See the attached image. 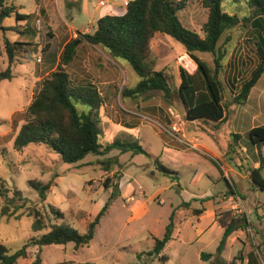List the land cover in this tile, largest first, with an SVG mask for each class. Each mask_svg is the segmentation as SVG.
Here are the masks:
<instances>
[{
	"label": "rangeland",
	"instance_id": "rangeland-1",
	"mask_svg": "<svg viewBox=\"0 0 264 264\" xmlns=\"http://www.w3.org/2000/svg\"><path fill=\"white\" fill-rule=\"evenodd\" d=\"M67 1L69 0H10L17 12L19 9L20 14L30 15V20L26 24L19 23V26L14 18L2 23L4 28L14 30L6 32L10 42L17 41L32 46H25L23 49L26 52L15 54L10 67V78L0 80V212L6 198H13L15 190L20 192V198H13L16 201L10 209L12 211L14 206L21 207L17 219H0V244L15 252L28 240L46 233L49 224L64 223L79 234H85L87 226L110 196L111 189L105 190L103 187L108 178L111 186L120 182L121 194L111 202L88 247L76 249L74 244H67L41 249L29 248L27 258L19 260L18 264H31L38 253L42 264H161L159 256L151 255V251L154 239H162L173 212V240L162 252L168 258L164 264H210L203 261L201 255L216 254L222 231L220 228L208 229L207 219L197 223L192 218L194 214L190 208L191 201L188 202L189 206H185L190 194L197 193L189 182L192 172L177 167L171 157L163 154V158H159V164L178 176V183H172L170 178L156 170L158 159L154 157L161 156L169 137L180 144L191 146L194 145L187 143L185 135L187 139L196 137L202 139V143L210 141L209 145L218 149L216 145H226L227 142L233 144V136L239 135V146L234 144V151L229 150L228 158L233 159L231 166L236 172L242 166L241 172L245 174L252 167L257 154H254L255 148L249 143L248 134L251 128L264 126V74L251 90L244 105L233 104L229 84L233 79H238L237 85L240 86L257 63L252 42L248 41L251 39L250 33L235 28L230 33V42L224 43L225 36L219 42V46L226 51L218 76L224 86L225 120L221 124L205 121L188 123L180 112L181 104L175 101V106L169 108L161 92H150L137 99L124 98V90L134 88L140 81L139 77L126 62L111 58L100 47L90 46L82 39L83 34L94 31V8L98 2H105V6L100 7V12H103L116 0H86L89 3V13L78 12L79 4H74L71 8ZM118 1L122 3L123 0ZM41 2L45 4L44 9L38 8ZM178 16L188 30L203 36L202 26L206 22L207 11L202 8L200 0H188L186 8ZM69 41H76L78 48L84 47L78 50V59L64 70L74 84H90L104 97L105 106L100 111L98 124L100 144L105 146L115 140L137 141L149 157L112 151L103 156H88L77 164H66L46 146L30 145L22 152L14 151L13 141L23 124L22 114L31 103L41 80L55 70L63 47ZM0 42V73H4L8 68V60L3 49L1 30ZM47 44L48 50L42 54L41 49ZM32 50L36 52L33 53ZM151 51L155 70H162L169 76L175 92L180 84L179 70L184 69L189 74L196 70V65L185 54L183 47L166 35L154 36ZM48 55L52 56L50 60ZM197 56L214 69L213 55ZM170 110L184 122L179 134L174 135L171 131L173 118L169 114ZM212 134L215 141L210 137ZM243 147L248 153L244 154L245 158L240 156L246 159L241 162V158L235 153H239L238 148ZM259 154L264 158V148H260ZM110 159L117 164L112 165L105 173L101 163ZM261 175L264 178V170ZM31 180L51 183L45 202H41L29 188L28 182ZM232 181L245 203L235 196L229 198L226 193L218 198L213 196L215 206L225 203L222 204L224 209L218 208L215 212L230 210L235 214L244 213L250 228L247 232L238 231L228 239L221 258L230 262L235 257H245L251 250L258 249L260 262L264 264V193L256 194L260 203L255 204L245 189L248 183L234 176ZM178 184L187 190L181 192ZM200 191L219 195L226 188L223 182L213 187L204 178ZM158 192L159 198L152 199ZM202 205L200 203L196 207L201 208ZM49 206L58 209L63 214V219L56 220L50 216L49 223L44 220L46 228L43 231L33 232V219L28 215L34 210L43 215L49 214Z\"/></svg>",
	"mask_w": 264,
	"mask_h": 264
},
{
	"label": "trees",
	"instance_id": "trees-1",
	"mask_svg": "<svg viewBox=\"0 0 264 264\" xmlns=\"http://www.w3.org/2000/svg\"><path fill=\"white\" fill-rule=\"evenodd\" d=\"M188 0H132L128 1L125 13L120 16H105L100 18L91 34H83L82 39L90 46L100 47L113 59H121L126 62L140 81L132 89H125L123 97L137 99L150 92L158 91L163 94L165 103L169 108L175 106V101L181 104L180 112L185 122L198 121L221 124L225 120L224 86L219 80V72L222 70V61L226 51L219 46L220 40L225 36V42L232 40V30H247L251 35L256 65L249 77L237 85L238 79H233L230 84L232 102L244 105L251 90L260 81L264 74V0H200L201 6L207 11V19L202 26L201 37L194 31L188 30L179 19L178 14L187 6ZM14 18L15 23H28L30 15L17 12L10 0H0V30L3 35V49L7 56L8 68L0 73V80L10 78V67L15 54L26 52L23 47L32 46L20 42H10L6 32L14 31L13 28H4V20ZM28 31V29H26ZM25 33V31H24ZM19 34V32H18ZM166 35L179 43L185 54L194 62L196 70L189 74L180 69V84L175 92L171 86L169 76L164 71L155 70L152 59L151 42L155 35ZM48 44L41 49V53L47 52ZM33 53L36 50H32ZM1 42H0V55ZM197 54H211L214 56V69L208 63L200 59ZM76 56V41H69L63 47L59 62L54 71L47 78L41 80L37 91L34 93L31 103L22 114L23 124L19 128L14 141V151L22 152L30 145L46 146L57 154L66 164H77L88 156H103L112 151L120 154L129 153L132 156L149 154L137 141L115 140L105 146L100 144L99 115L105 106L104 97L92 85H76L64 70L70 65ZM234 92V93H233ZM249 143L258 151L264 145V126L255 127L248 134ZM241 138L234 135L232 145L239 146ZM234 151V149H233ZM237 154V153H236ZM237 156H239L237 154ZM156 170L177 182L178 176L170 169L159 164L156 157ZM239 158H241L239 156ZM242 159V158H241ZM240 161L244 162L246 159ZM115 160L101 163L102 170L106 173ZM216 165V164H215ZM218 167V166H217ZM219 168V167H218ZM242 166H239V169ZM240 169V171H242ZM264 170V159L261 158L258 168L249 167L247 176L253 190L264 193V178L261 175ZM118 178V176H117ZM110 179L103 184L105 190L111 189L110 196L101 211L87 226L85 234H79L69 225L49 224V229L43 235L32 238L24 243L21 249L13 252L0 244V264H18L19 260L27 258L29 248L41 249L51 246H66L74 244L75 248L88 247L93 240L96 228L102 217L107 212L110 204L120 196L119 184L109 185ZM41 202L46 201L51 183L46 184L31 180L28 182ZM227 196H239L234 186L226 182ZM177 187H180L179 184ZM20 198V192L15 190L13 198ZM6 198L5 205L0 212L3 217L17 219L21 207H10L16 200ZM242 198V197H241ZM214 197L199 201L204 204L214 201ZM243 199V198H242ZM186 203L185 206H189ZM49 214H41L34 210L29 217L33 222V232H41L46 226L44 220L51 221L50 216L56 220H62L63 214L52 206H49ZM205 209L194 210V216H200ZM215 222L223 230L222 238L216 249V254H202L201 259L210 264H261L258 257L259 250L253 249L245 257L238 256L230 262L221 258L228 239L236 232H247L250 223L244 213L235 214L233 211L215 212ZM174 213L169 217L168 225L162 239H154L151 255L159 256L161 264L168 261L167 256L162 255L165 246L173 240ZM31 264H42L38 253ZM57 264H73L69 262ZM92 264V263H84Z\"/></svg>",
	"mask_w": 264,
	"mask_h": 264
},
{
	"label": "crops",
	"instance_id": "crops-1",
	"mask_svg": "<svg viewBox=\"0 0 264 264\" xmlns=\"http://www.w3.org/2000/svg\"><path fill=\"white\" fill-rule=\"evenodd\" d=\"M128 1H132V0H123L122 3L118 0H116V2H113L112 5L107 7L103 12H100V7L105 6V2L99 1L98 4L96 5V7L94 8V12L96 14L95 15L96 16L95 24L100 18L105 17V16L123 15L125 13V7H126V4ZM67 3H68V6H70L71 8L74 7V4L78 3L79 4V7L77 9L78 12L80 11V12H84V13H89V3L86 0H69V1H67ZM101 3H103V4H101ZM44 5L45 4L43 2H41L38 5L39 6L38 8L41 9L43 7L42 9H44L45 8ZM18 12L20 13L19 9H18ZM83 47L84 46L78 48V46L76 45V56L72 60V62L70 63V66L74 62V60L78 59V52H79L78 50L83 48ZM48 58L50 60L52 58V56L48 55ZM251 129H253V128H251ZM213 136H214V134L210 135V137H212L213 141H215L216 138H213ZM184 138L187 141V143L188 142L192 143L194 146H191L190 144H185V145L180 144V143L174 141L171 137H169L168 138L169 141H166V146L164 147L163 153L161 154V156L159 158L162 159L163 154H166V156L171 157L172 162L174 164H176L177 167L182 168L184 170H187L188 172H190V171L192 172L191 179L189 182H190V184H192L194 189H196L197 193L190 194V197H189L188 201H186V203H188L192 200H202L205 198H211L213 196L218 198V196L225 194L227 192L226 182L230 183L232 186L234 185V183L232 181V176L238 178L240 181L247 182L248 186L245 189H246L248 195H250L252 197L253 203H255V204L260 203V200L256 197V194H259V192L253 190L251 182H250L247 174L239 171L238 169L236 172V170H234L232 168L231 163L233 162V159L228 158L229 147L231 146V144L229 142H227L226 145H224V144L219 145V146L216 145V147H218V149H216V148L213 149L209 145L210 141H208L207 143H205V142L202 143V139L196 138V137H190V139H187L188 137H186V135ZM233 139H234V136L232 138V141H233ZM263 148H264V145L262 146V149ZM238 149H240V152L237 154L239 156H242L243 158H245L244 154L248 153V150H246L245 147L238 148ZM255 152L257 154V157L255 155L256 159H254V161H253L252 168H258L260 166V160H261V158H263L259 154L260 151H258V149L255 148L254 154H255ZM237 154L235 153L236 156H237ZM236 156H235V160H237ZM154 158H156V157H154ZM235 162H234V164H235ZM237 166L238 165L236 164L235 167L237 168ZM122 177L123 176H121V178ZM204 178H207V180L211 183V185H213V187L218 186L220 184V182H223V184L225 185L226 191H224L223 193H221L219 195H212L208 191H204L203 193H200L201 192L200 188H201V185L203 183ZM177 183H178V180H177ZM178 188L181 189V192H184L187 190V189H183L181 187H178ZM119 190H120V182H119ZM120 194H121V191H120ZM239 196H241V195L239 194ZM231 197H233V196H230L229 198H231ZM241 197L235 196V198H237L241 202L245 203V200L242 199L243 197L242 198ZM157 198H159V192L156 193L152 197V199H157ZM160 203H161V201H160ZM222 204L224 205L225 203L221 202L220 206H215L213 201H208L201 206V208L205 209L204 213L200 216H194L192 218H194L197 223H200L203 220L207 219L208 220V225H207L208 229L220 228L215 222V210L218 208L224 209L225 206H222ZM196 205H200V202L197 201V202L192 203V205L190 207L191 209H193L192 211L201 209V208H197ZM205 231H206V229H205ZM220 231H222V233H223V230L221 228H220Z\"/></svg>",
	"mask_w": 264,
	"mask_h": 264
},
{
	"label": "built area",
	"instance_id": "built-area-1",
	"mask_svg": "<svg viewBox=\"0 0 264 264\" xmlns=\"http://www.w3.org/2000/svg\"><path fill=\"white\" fill-rule=\"evenodd\" d=\"M101 4H103V3H101ZM37 62H40V59H37ZM169 114L173 118V125L171 127V131L174 135L179 134L180 132H182L184 122H183L182 118L179 115L175 114L172 110L169 111ZM175 139H176V137H175Z\"/></svg>",
	"mask_w": 264,
	"mask_h": 264
},
{
	"label": "bare ground",
	"instance_id": "bare-ground-1",
	"mask_svg": "<svg viewBox=\"0 0 264 264\" xmlns=\"http://www.w3.org/2000/svg\"><path fill=\"white\" fill-rule=\"evenodd\" d=\"M185 62V61H184Z\"/></svg>",
	"mask_w": 264,
	"mask_h": 264
}]
</instances>
